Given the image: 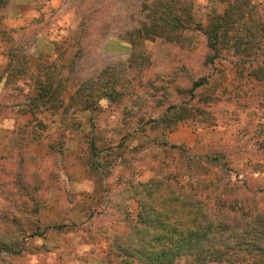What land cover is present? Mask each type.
I'll return each instance as SVG.
<instances>
[{
  "label": "rangeland",
  "instance_id": "rangeland-1",
  "mask_svg": "<svg viewBox=\"0 0 264 264\" xmlns=\"http://www.w3.org/2000/svg\"><path fill=\"white\" fill-rule=\"evenodd\" d=\"M172 175L171 264H264V0H0V264H141Z\"/></svg>",
  "mask_w": 264,
  "mask_h": 264
},
{
  "label": "trees",
  "instance_id": "trees-1",
  "mask_svg": "<svg viewBox=\"0 0 264 264\" xmlns=\"http://www.w3.org/2000/svg\"><path fill=\"white\" fill-rule=\"evenodd\" d=\"M163 12V13H162ZM160 12V17L157 20L161 21L165 25H172L178 20L179 15L175 12H169L167 9ZM175 14V15H172ZM217 27L215 26L212 31H215ZM213 39L215 40V33H213ZM197 83H194V85ZM193 85V86H194ZM87 97L90 96V93L86 94ZM174 176L170 178L165 177L164 180L160 179H148L142 183H135L134 187L131 188V196L135 198L138 205L137 217L139 223H146L151 226L149 231H151L150 237L147 241L139 240V250H133L137 254L136 257H133L136 262L141 264H171L174 256H177L180 252H188L192 254L194 248H198L202 245L201 241L212 240L216 233L217 229L220 227V221L218 219L211 220L209 214H205L202 211L198 212L201 207H197L199 204L198 198L193 199V205L190 204V211H185L188 215L186 218V234L183 230H178L176 224L183 223V217L180 218L183 210L178 206H171L169 208L161 207L160 209H155L153 207H145L144 200L150 198L151 201L155 202L152 198L160 199L161 196L165 197L166 201H177L176 198H179V189L171 183L173 182ZM180 186V185H179ZM174 193L175 195H172ZM148 209L151 211L153 217L150 219L145 215V211ZM158 210V211H157ZM166 227V228H165ZM219 230V229H218ZM141 233V231H140ZM150 233V232H149ZM173 235L180 236L179 238H173ZM165 236L164 240L166 243H162V237ZM219 240V234L217 235ZM138 246V244H136ZM211 246V245H210ZM208 246L207 249L210 247ZM175 252H178L175 254ZM200 259V257H196Z\"/></svg>",
  "mask_w": 264,
  "mask_h": 264
}]
</instances>
